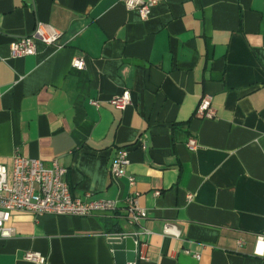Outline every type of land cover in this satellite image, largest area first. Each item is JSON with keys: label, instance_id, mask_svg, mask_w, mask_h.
<instances>
[{"label": "crops", "instance_id": "1", "mask_svg": "<svg viewBox=\"0 0 264 264\" xmlns=\"http://www.w3.org/2000/svg\"><path fill=\"white\" fill-rule=\"evenodd\" d=\"M38 23L61 33L60 49L36 40L35 55L12 57L10 43ZM124 90L130 104L120 111L108 101ZM203 97L213 119L195 116ZM119 148L133 189L109 174ZM15 152L56 160L72 198L118 208L85 218L15 212L0 264H32L26 251L48 264H116L107 236L133 231L135 264H264L252 255L264 233V0H158L146 21L115 0H0L9 176ZM132 192L145 212L136 225Z\"/></svg>", "mask_w": 264, "mask_h": 264}, {"label": "built area", "instance_id": "2", "mask_svg": "<svg viewBox=\"0 0 264 264\" xmlns=\"http://www.w3.org/2000/svg\"><path fill=\"white\" fill-rule=\"evenodd\" d=\"M122 3L127 10H136L141 20L149 18L151 9L157 4L158 0H115ZM61 33L56 29L38 23L30 36L21 37L13 40L9 47L11 56L21 58L36 54L35 41L38 40L46 46H55ZM71 67L77 71L84 68L81 58H73ZM113 108L123 111L130 104V93L124 90L120 95L108 101ZM95 107L97 101H91ZM195 116L199 119H213L215 111L211 106L209 97H203L199 101L195 110ZM187 148L194 151L197 148L195 138H190ZM129 164L128 152L124 148H119L113 162L109 168L112 180L116 181L126 177L129 188L135 186L134 177L126 175V168ZM66 169L61 167L56 160L50 165H45L38 159L26 158L17 152L12 157V168L10 176L5 166L0 165V239H8L13 236V229L7 226L10 216L15 212L27 213L32 215H56V216H76L90 217L95 214L112 216L116 213L118 205L112 200H92L82 201L72 198L69 187L65 181ZM156 196L159 192L154 193ZM137 193L125 200L126 210L129 213V224L136 225L138 220L145 216V212L137 206ZM163 232L174 237L178 236L176 228L166 224ZM137 231L130 234H112L107 238L124 239L131 237L134 240L135 253H138ZM240 243V242H239ZM140 256L142 252L139 251ZM252 255L264 260V233L255 236ZM23 259L32 264H48L47 258L38 252L26 251ZM129 264H135L129 263Z\"/></svg>", "mask_w": 264, "mask_h": 264}, {"label": "water", "instance_id": "3", "mask_svg": "<svg viewBox=\"0 0 264 264\" xmlns=\"http://www.w3.org/2000/svg\"><path fill=\"white\" fill-rule=\"evenodd\" d=\"M108 242L112 246L116 264H128L135 261V245L131 237L124 239L111 238Z\"/></svg>", "mask_w": 264, "mask_h": 264}]
</instances>
